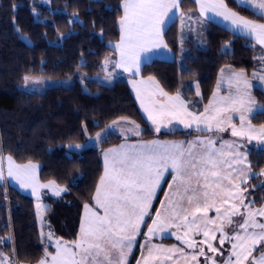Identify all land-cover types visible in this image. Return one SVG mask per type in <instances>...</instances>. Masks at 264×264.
I'll list each match as a JSON object with an SVG mask.
<instances>
[{
    "label": "trees",
    "instance_id": "trees-1",
    "mask_svg": "<svg viewBox=\"0 0 264 264\" xmlns=\"http://www.w3.org/2000/svg\"><path fill=\"white\" fill-rule=\"evenodd\" d=\"M122 2L50 0L44 6L39 0H0V151L18 163H37L42 181L66 189L59 196L45 197L47 223L40 227L33 199L0 179V253L16 262L36 264L45 251H52L45 230L67 243L76 239L82 209L91 203L103 171L100 152L124 138L107 133L96 146L83 145L87 139L122 117L138 124L144 139L193 135L155 133L140 114L125 79L111 86L91 79L102 71L104 58L113 51L111 43L120 37ZM225 2L233 11L264 21L252 10L236 7L234 0ZM179 4L181 10L195 9L194 0H180ZM163 37L174 58L143 64L139 76L155 77L166 92H182L189 102L194 95L190 83L198 82L202 98L194 106L196 111L211 96L223 66L248 73L257 66L260 50L252 41L211 21L202 34V47H196L191 37L180 41L177 21L166 28ZM181 46L184 50L179 54ZM26 75L70 78L73 85L27 92L21 88ZM254 96L264 105L263 91L256 88ZM250 119L255 125H264V111ZM76 144L81 149L70 148ZM247 158L252 174L243 186L253 189L245 196L248 201L251 198V206H261L264 181L258 171L264 167V147L251 149ZM200 261L202 264V257Z\"/></svg>",
    "mask_w": 264,
    "mask_h": 264
},
{
    "label": "snow or ice",
    "instance_id": "snow-or-ice-1",
    "mask_svg": "<svg viewBox=\"0 0 264 264\" xmlns=\"http://www.w3.org/2000/svg\"><path fill=\"white\" fill-rule=\"evenodd\" d=\"M196 2L202 16L210 11L228 22L233 29L247 33L260 45H264V23L248 19L233 11L225 0ZM234 2L238 8L247 6L255 10V14L264 20V0ZM176 7L178 0H124V16L120 21L122 35L120 43L116 45L120 52V60L115 66L125 71H132L135 68L138 72V52L159 38V29L164 17ZM23 80L26 86L43 83L42 80L27 75ZM146 84L151 85L153 90L142 91L141 86ZM138 85L134 84L137 88V98L141 102V107L148 113V119L157 125V132L160 131V124L165 120L171 122L173 119L187 128L196 125L198 131L209 132L213 131L215 121V130L222 132L225 129L220 127L224 123L221 114L230 110L240 111L245 103L243 97L217 98L214 94L213 100L209 101L204 112L197 114L188 111L179 93L174 96L168 95L154 78L139 81ZM157 94L163 96L165 101H157L155 99ZM251 103L254 102L249 101V104ZM217 104L221 106L217 107ZM236 104H239L240 108H233ZM244 110L252 111L250 107ZM121 121L132 123L134 126L127 131L140 135L139 125L123 117L121 120L113 121L109 128ZM240 121L239 129L234 124L231 125L232 136L251 138L252 133L257 130L250 125L245 128L244 115L240 116ZM200 125L204 127L201 128ZM257 135L264 138V128L259 129ZM100 138L101 134L97 133V139ZM215 145V140L197 138L188 142L185 149L183 143L162 144L153 140L139 144H121L104 152L105 170L94 195L95 205L103 210V214L85 204L86 216L81 223L79 239L71 244L57 240L55 254L45 251L38 264H126L125 250L131 251L140 225L149 214L152 199L166 172L172 175L173 183L169 184L171 196L167 198L166 204L161 205L164 210L163 217L161 212L157 211V218L152 221L153 225H158L161 231L165 225L177 228L182 226L185 229L184 235L176 238L189 248L199 246L195 240L188 238L189 233L202 235L205 239L200 243L207 244L212 253L220 251L211 243L218 238L216 233H219L221 246L225 241L231 244L229 255L223 264H264V222L257 219L264 217V207L253 211L251 202L245 204L241 198L240 184L233 183V173L240 177L244 175V168L241 166H247V157L239 152L238 146L234 147L227 141L223 142L220 148ZM225 145L227 152L224 150ZM2 159L0 157V162ZM7 160L8 176L19 173L34 176L37 167L35 164L16 165L11 156H8ZM3 178L4 173L0 168V179ZM31 186L34 193L39 187H51L57 196L66 191L57 187L55 182L46 185L37 182ZM241 209L245 211L242 212ZM210 210L215 211L216 219L208 215ZM238 214L241 220L235 221L233 217ZM153 233L154 228L149 227L147 235L151 237ZM254 252H258V255L254 256ZM175 253L185 256L181 248L152 245L147 250L143 264H149L152 260L172 261L173 264H178L174 259ZM198 255H205L202 247ZM191 260H197V255H191ZM206 260H210L211 264H217L211 257H206ZM0 264H11V260L0 253Z\"/></svg>",
    "mask_w": 264,
    "mask_h": 264
},
{
    "label": "crops",
    "instance_id": "crops-1",
    "mask_svg": "<svg viewBox=\"0 0 264 264\" xmlns=\"http://www.w3.org/2000/svg\"><path fill=\"white\" fill-rule=\"evenodd\" d=\"M179 1L180 0H178V7L172 8L168 12V15L166 17H164V22L162 23V25L160 26V29H159L160 30L159 38L148 43L142 50H140L138 52L139 71L137 72L135 68H133L132 71H125L123 68H118L115 66V63L120 60V52L116 48V45L120 43V38L122 35L120 21L122 20V18L124 16V8H123L124 0H123V2H122V15L118 21V26H119V30H120V37L116 42L111 43V48L113 49V51L110 55H108L103 60L102 71L99 74L93 75L91 77V79L96 81V82H99L103 85H106V86L113 85L115 83V81L118 79H125L128 87H129V90H130L133 98L135 99V102H136V105L139 109L140 114L142 115V117L144 118L146 123L148 124L149 128L152 129L155 133H170V132H176V131L189 133L190 131L191 132L193 131L194 134L190 137H168V138L154 137V138H150V139H138L137 137H139V135L137 136V135L133 134L132 132H125L124 131V128L125 129L132 128L134 126L132 123L121 121L119 124L109 128V126L112 125V122H111L105 128H103V130L100 132L101 138L98 141H101L103 135L107 134V133H116V134H119L123 137L130 136V137H133L134 139H131V140L130 139H128V140L124 139L119 144H117L113 147L107 148L105 150H102L100 152V158H101V161H102L103 166H104L103 174H104V170H105V160H104L103 153L108 151L109 149L117 148L121 144H139V143H144V142L156 140L162 144H173V143L180 144V143H183L184 148L187 149L188 142L195 141L198 138L200 140H206V139L215 140L216 141L215 146L217 148H220L221 144L225 141L229 142L230 144H233L234 147L238 146L239 152H241V150L243 149V146L249 148V145L247 144L248 136H244V137L235 136L234 137V136H232V134H229L227 132V130L222 131L221 134H215L214 129L216 126H213V131H211V132H209V131H198L196 125H193L191 128H187L184 126V124L180 123L178 120L173 119V120H171V122H169L168 120H165L162 124H160V131L157 132L156 131L157 125L153 124L152 121L148 119V113L144 111L143 107H141V102L137 98V88L134 87V84L138 85L139 81H142V80L147 81L151 77V78H154L155 82L159 85L160 88H162V86L159 84V82L157 81V79L155 77H153V76L141 77V76H139V73H140V70H141L143 64H145L147 62H150L154 59L171 60L174 58L173 51L167 46V44L164 40V37H163V33L166 30V28L174 21H177V23H178L179 38H180L181 42L185 38H189V37H191V40L194 42V40H193L194 35H193L191 27L194 25L195 29L197 31H202V25L207 21H211V22H214L218 25L225 27L226 29L232 31L235 34H238L240 36H243V37L249 39L260 50V54L258 55V58H257L258 65L250 73H247L246 71H243V70H237V69H234V68L229 67V66L222 67L220 72H219L217 81H216V84H217L216 88H219V89L217 90L218 93H215V95L217 98L227 97V96H232L233 98L243 97L244 102H245L244 108L250 107L252 109L251 112H248V111H245L244 108H240L239 104H236L233 106V108H240V111H235V110L226 111V112L221 114L222 117L223 116L229 117L230 119H232V121L236 122V126L241 127L240 116L244 115L245 126L250 125L254 130H257V132L259 129L264 128L263 125H254L250 121V118L252 115L259 113V112H262L264 110V106L261 105L260 103H258L256 101L255 96H254V90L256 88L260 89L264 93V79H262V77H264V45H260L254 37L249 36L247 33H241L238 30L233 29L228 22L224 21L221 17H217L214 13H212L210 11L207 12L204 16H202L200 13L199 5L196 2V0H194L195 9L192 12L190 10H181ZM245 8H248V7L245 6ZM248 9L255 12V10H253L251 8H248ZM241 15H243V14H241ZM246 18H248V17H246ZM248 19H252V18H248ZM253 20H256V19H253ZM256 21L264 23V21H261V20L260 21L256 20ZM108 69H109V71H108ZM107 74H111V76H112L111 80L105 79L102 82L101 80L98 79L99 77L106 76ZM233 74H235V76ZM219 82H223L222 87H221ZM72 85H73V83H72ZM72 85H70V86H72ZM218 85L220 87H218ZM191 86H192V89L194 91V96H193L192 102H189V99L187 97H185V95L182 92L181 93L179 92V94H180L181 98L185 101L188 111L195 112L197 114L202 113V112H204L205 108L209 105V101L213 100V93L215 92L216 89H213L211 96L208 98L207 102L203 105L202 110L196 111L194 106H195L196 102L199 101L201 98V90H200L198 82L193 81ZM141 90L144 92H150L153 90V88L151 85L146 84L144 86H141ZM163 91L166 92L164 89H163ZM197 92H199V95H197ZM166 93H168V92H166ZM176 94L177 93H174V94L168 93V95H170V96H174ZM155 99L157 101H160V102L165 101V98L163 96H160L159 94H157L155 96ZM249 101H252L254 103L249 104ZM216 106L219 107L221 105L217 104ZM209 114L211 115L212 113H209ZM118 120H121V119H118ZM115 121H117V120H115ZM127 121H128V119H127ZM214 122L215 121H213V123ZM123 125H125V126L123 127ZM135 125H137V124H135ZM200 127L203 128L204 125H200ZM221 127H223V126H221ZM106 130H107V132H106ZM195 130H197V131H195ZM240 142H242V145L240 144ZM261 143L262 144H259V145L264 147V138H263V142H261ZM93 145H96V144H93ZM224 150L227 152V150H228L227 145H225ZM247 152L248 151H245L246 157H247ZM244 170L247 172L248 176L250 177L251 170L249 168L248 158H247V166L246 167L244 166ZM169 171H171V170H169ZM168 176H169V179H167ZM165 180H167V182L169 181V184H172L173 183L172 175H170L168 172H166L164 174L163 179L161 180L160 186L162 184H164ZM239 183H242V182H239ZM98 184H99V181H98ZM160 186L156 190L155 197L152 199L151 207L149 208V214L144 217V221L140 225L138 234L147 235L149 227H153V228L159 227L158 225H153L152 221L157 218V211H160L162 214V217H163L164 210L162 209L161 205H162V203L165 204V200H166V196H167V190H169V186H168V188H166L164 190L161 199L158 201L154 210L152 211V208L154 207V204L156 202V199H157V196L159 193L158 191H159ZM94 195H95V192L93 194V199H92L91 203L88 205L93 210L99 211L100 214H103V210L99 209L95 205ZM85 216H86V212H85V208L83 207L82 212H81L80 221H79L77 236H76V239L74 241L79 239L81 223L85 219ZM164 227H167V225H165ZM154 232L158 233V232H162V231L154 230ZM47 238L49 240L48 244L51 245V247H52V251L50 253L55 254V252H56V241L60 240V239H57L55 236H52V235H51V239H49V235ZM158 238H161V237L153 236L151 238H148L145 236V238L142 240V242L143 243L147 242L149 239L155 240L154 242L153 241L151 242L149 240L147 247L149 248L152 245L161 246L160 243H163V242H160L158 240ZM62 242H65V241H62ZM143 243H141L140 246L142 245V247H143ZM69 244H71V243H69ZM171 244H173V243H171ZM133 249H134V247H132V250L130 252L125 250L126 264H130L129 255L132 253ZM253 254H255V252ZM200 258H201V256H199L197 258V260H195V264L201 263ZM143 261H144V259L137 258L136 260L133 261L132 264H138V262H139V264H143ZM177 262H178V264H182L183 259H180ZM20 264H25V263H20ZM149 264H162V263H161V261L152 260V261H149ZM164 264H169V263L167 261H165ZM171 264H173V263H171Z\"/></svg>",
    "mask_w": 264,
    "mask_h": 264
},
{
    "label": "rangeland",
    "instance_id": "rangeland-1",
    "mask_svg": "<svg viewBox=\"0 0 264 264\" xmlns=\"http://www.w3.org/2000/svg\"><path fill=\"white\" fill-rule=\"evenodd\" d=\"M39 2H40V4H42L44 6H49L50 5V0H39ZM190 11L192 12L193 10H190ZM248 18H250V17H248ZM252 19H254V18H252ZM256 20H258V19H256ZM207 22H205L202 25V32L201 31H197L195 29V26L194 25L191 27L192 28V32H193V35H194L193 36V40H194L193 43L196 45V47H202L204 45V40H202V34L204 32V29H205V26H206ZM180 49L181 50H180L179 54H182V52H183L184 49L182 48V46H181ZM178 59H180V60L182 59L181 55L178 56ZM257 65H258V63H257ZM229 67H231V66H229ZM237 70H240V69H237ZM108 71H109V69H108ZM97 74H99V73H97ZM31 77H34V76H31ZM111 77H112L111 74H107L106 76H101L98 79L103 82L105 79L111 80ZM34 78H37L39 80H42L43 83H41V84H29V85L26 86L24 84V81H23V83L21 85V88L23 90L27 91V92L42 93L47 88H50V87H55V86H70L73 83V80L70 79V78H66V79L65 78H61V79H56V78H42V77H34ZM192 83H193V81L190 83V85ZM219 83H220V85L222 87L223 82H219ZM216 86H217V84L214 87V89H216V90L213 93V96H214L215 93H218L217 90L219 88H216ZM184 87L185 86L183 85V89H184ZM201 98H202V93H201ZM199 101H197L196 103H198ZM261 105H263V104H261ZM119 119H121V118H119ZM223 120H224V123H222L220 125V127L223 126V128L225 130H227V132L229 134H231V125L234 124L236 126V122L232 121V119H230V121H229V117H224V116H223ZM128 121L134 122V121H132L130 119H128ZM250 121H251V119H250ZM124 126L125 125H123V127ZM213 126H216L215 122L213 123ZM245 127L247 128V126H245ZM236 128L239 129L240 127L236 126ZM139 129H140V135L137 138L138 139H144V138L141 137V135H142V129L140 128V126H139ZM124 131L125 132H129L125 128H124ZM195 131H197V130H195ZM214 133L215 134H221L222 132L216 131L214 129ZM188 137H190V136H188ZM123 138L126 139V140H128V139H130V140L131 139H134L133 137H130V136H128V137L125 136ZM98 140L99 139H97V134H96L92 139H87L86 142L83 145H87V144H88L87 146H89V145L93 146V144L98 145L101 142V141H98ZM261 142H263V138H260L257 135V132H253L251 138L248 137L247 144L249 145V148L243 146V149L241 150V153H243L245 155V151H250L253 148L254 149H258V148L263 147V146L259 145V144H262ZM240 144L242 145V142H240ZM77 145H79V144L72 145V146H70V148L75 149V150L81 149L82 146L79 145V147H77ZM96 145H94V146H96ZM103 150H105V149H103ZM8 156H10V155H8V154H2V152L0 151V157L3 158L2 159V162H0V168H2L3 173H4V178H3L4 179V182L6 181L5 183H8L9 185H11L14 188H16L22 194H24V195H26V196H28V197H30V198L33 199V202H34V205H35V211H36L35 213H36L37 223L41 227L42 225H44V224L47 223V217H46V214L44 212L45 208L47 207V202L45 201V197L46 196H49V195L54 196L55 195V192H54V189L51 188V187H39V188H37L36 192L34 193L33 192V187L31 185L32 184H35L37 182L40 185H46V184H49L51 181H42L39 178V173H38V171H39V165L37 163H35V162L18 163V162H16L13 159L12 156L11 157H12V159H13V161H14V163L16 165H26L28 163H32V164H35L37 167H36V169L34 171V176H32V177L26 176L24 173H19V174H14L13 176H8V160H7V157ZM241 167L244 168V166H241ZM249 168H250V165H249ZM103 169H104V166H103ZM250 170H251V168H250ZM251 174H252V171H251ZM258 174L261 177V179L264 181V167L258 171ZM101 175H103V171H102V174ZM232 176H233V183L234 184H240L241 198L244 199L245 204H248L249 202H251V198L248 201V199H246L245 194L247 195V193H249L248 191H251L253 188L250 187V188L246 189L243 185L249 180V178L251 177V175L249 177L248 174H247V172L244 170V175L242 177L237 176L236 173H233ZM167 179H169V176L167 177ZM21 181H24V183H22ZM239 182H242V183H239ZM225 184L227 185V182H225ZM162 186H163V184L160 186L159 191L161 190ZM168 186H169V181L166 183V186L164 187V190L166 188H168ZM228 186L231 187L230 185H228ZM170 196H171V190L169 189V190H167V196H166L165 204L167 203V198H169ZM251 207H252L253 211H255V210H257V209H259L261 207H264V202H263V204L261 206H251ZM241 211L243 212L245 210L244 209H241ZM208 215L211 218H213V219H216L217 218L214 210H210L209 213H208ZM233 219L235 221H240L241 220V216L238 214L237 217L235 216ZM257 219H259L262 222H264V217H257ZM154 230H160L161 231V229L159 227H155ZM226 230L227 231H230V229H228V228H226ZM184 231H185V229L183 227L177 228V227H169V226H167V227H164L163 228V231L162 232H158V233H155L154 232L152 235L153 236H158V237H161V238H172V239H174L175 241H173V242H167V241H163L161 238H158V240L160 242H163V243H160V245L163 246L164 248H173V247H176V248L183 249L184 254L187 257V259H185V256H181L180 253L173 254L174 255V259L176 261H178L180 259H183V263L182 264H195V261L191 260V255L196 254L197 255V258H198L200 256V255H198V253H199V250H200L201 247L204 249V252H205V255L204 256H201L203 258L202 264H211V261L210 260H206V257L213 258L217 262V264H223L224 259L229 255V252H230V249H231V244L228 241H225L224 245L221 246L220 243H219V235H220L219 233H216V235H217L218 238L216 240L211 241V243H212L213 247H216L220 251L217 252V253H212L211 251H209V249L207 247V244L200 243L201 241H203L205 239L202 235H195L193 233H189V237L188 238L193 239V240H195L197 242V244L199 245L197 248H189V247H187L186 244L183 243V241L178 240L176 237L177 236H183L184 235ZM43 233L45 234L44 237H45V241L47 242V239H48L47 238L48 237L47 231L45 230V231H43ZM152 235H151V237H153ZM145 236L148 237V238H151V237H149L148 235H145V234H137L136 235L135 242L133 243V246H132V247H134V249H133L132 253L129 255V259L130 260L133 258V255H134L135 252L136 253L134 255L133 261L136 260L137 258L144 259L147 256V253H146L147 250H148L147 249L148 248L147 245H148V243H149L148 241L150 239L149 240L147 239L148 241L143 243L142 240L145 238ZM150 241L151 242L152 241L154 242L155 240H150ZM48 242H49V240H48ZM141 243H143V247H142V245L140 246ZM171 243H173V244H171ZM225 244H227V245H225ZM221 253H223V254H221ZM253 255L254 256L255 255H258V252H255V254H253ZM10 260H11V264H17L16 259L13 258V259H10ZM164 262L165 261H163L161 263L164 264ZM167 262L169 264L173 263L172 261H167Z\"/></svg>",
    "mask_w": 264,
    "mask_h": 264
}]
</instances>
